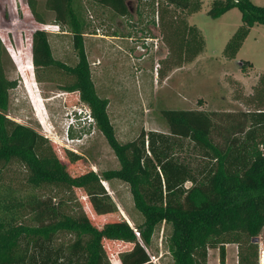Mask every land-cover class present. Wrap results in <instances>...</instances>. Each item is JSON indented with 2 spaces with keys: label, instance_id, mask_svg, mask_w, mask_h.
I'll return each instance as SVG.
<instances>
[{
  "label": "trees",
  "instance_id": "trees-1",
  "mask_svg": "<svg viewBox=\"0 0 264 264\" xmlns=\"http://www.w3.org/2000/svg\"><path fill=\"white\" fill-rule=\"evenodd\" d=\"M82 1L44 0L38 6L36 0H25L39 24L31 33V63H25L32 67L37 82L41 80L40 69L69 78L58 82L57 88L78 93L83 104H67L89 109L92 122L88 127L102 133L119 165L100 173L88 170L68 175L62 149L55 147L57 156L41 133L7 116L9 90L16 87L18 79L6 75L11 59L0 38V163L5 167L16 158L28 170L19 186L5 179L0 168V264H153L148 248L161 224L166 229L165 248L172 264H205L207 249L214 247L219 249V264H224V243L252 241L264 227V110L235 114L164 108L160 115L166 132L140 129L132 139L120 141L108 115V99L98 93L91 74ZM85 1L118 15L128 13L129 0ZM164 1L180 9H187L192 2ZM40 6L66 28L75 63L53 57ZM233 7L240 11L242 24L224 49L228 58L234 57L250 26L264 25V5L251 0H212L207 14L217 17ZM243 64V70L252 66L248 61ZM214 116L228 123L218 124ZM69 136L72 138L71 131ZM189 146L199 159L189 161L181 155ZM67 157L71 163L81 158L70 151ZM113 179L129 187L139 215L129 213L133 226L120 219L106 221L98 228L84 211L66 212L65 198L53 201L52 196L38 193L45 185L68 190L78 186L97 214H107L117 208L102 180L110 183ZM60 231L72 234V239L55 244ZM103 239L132 245L111 263ZM108 246L113 250V243L108 242ZM252 246L250 243L240 255L239 264H253Z\"/></svg>",
  "mask_w": 264,
  "mask_h": 264
},
{
  "label": "rangeland",
  "instance_id": "rangeland-1",
  "mask_svg": "<svg viewBox=\"0 0 264 264\" xmlns=\"http://www.w3.org/2000/svg\"><path fill=\"white\" fill-rule=\"evenodd\" d=\"M36 1L39 6L44 0ZM251 1L264 5V0ZM82 2L86 22L84 42L91 74L98 93L108 99V115L120 141L132 139L140 129L166 132L160 115V109L164 108L235 114L264 110V25L249 27L234 57L228 58L224 53L229 39L242 24L236 7L210 17L207 10L212 0H192L187 9L164 0H129L128 13L118 15L95 3ZM40 10L47 22V38L54 54L66 63H75L66 28L53 20L51 12L41 6ZM38 25L25 0H0V38L11 59L6 75L18 79L16 87L9 90L7 116L41 133L57 156L56 148L62 149L65 159L61 160L68 175L117 168V158L102 133L94 126L87 127L77 112L71 113L72 108L80 106H69L67 101L83 104L78 93L57 88L58 82L69 78L51 69H40L41 80L37 82L32 67L25 63L27 60L31 63V33ZM52 34L61 37L53 38ZM243 61L252 66L241 69ZM214 117L218 124L228 123ZM68 151L81 158L71 163ZM181 155L189 161L199 159L190 146ZM0 168L5 179L15 185L24 184L28 170L18 159L13 158L5 167L0 163ZM102 185L116 205L115 212L97 214L83 188L78 186L68 190L45 185L38 193L52 196L53 201L60 196L65 198L66 212L82 210L98 228L106 221L120 219L133 226L129 213L137 218L139 215L134 211L128 185L117 179L110 183L102 180ZM257 237V241L224 243V264H239L240 255L250 243L254 244L253 254L255 251L252 262L259 264L264 227ZM71 239L72 234L60 231L54 243H68ZM166 239V229L161 224L148 248L153 264H172L165 248ZM108 242L113 243V250ZM102 245L111 262L132 244L103 239ZM205 264H219L217 247L207 249Z\"/></svg>",
  "mask_w": 264,
  "mask_h": 264
},
{
  "label": "bare ground",
  "instance_id": "bare-ground-1",
  "mask_svg": "<svg viewBox=\"0 0 264 264\" xmlns=\"http://www.w3.org/2000/svg\"><path fill=\"white\" fill-rule=\"evenodd\" d=\"M73 107L77 106V105H71ZM80 107H76V108H72V112L71 113H76L79 115L78 117L79 118H83L84 122L86 123H90L91 122V117L89 116L90 113H89V109L85 106H82V105H78Z\"/></svg>",
  "mask_w": 264,
  "mask_h": 264
},
{
  "label": "built area",
  "instance_id": "built-area-1",
  "mask_svg": "<svg viewBox=\"0 0 264 264\" xmlns=\"http://www.w3.org/2000/svg\"><path fill=\"white\" fill-rule=\"evenodd\" d=\"M45 28H47L45 26ZM47 30V29H46ZM90 113V111H89ZM91 117V115H89ZM92 121V118H91ZM261 148H264V145H261ZM258 262L259 264H264V248L260 247L259 251H258Z\"/></svg>",
  "mask_w": 264,
  "mask_h": 264
},
{
  "label": "crops",
  "instance_id": "crops-1",
  "mask_svg": "<svg viewBox=\"0 0 264 264\" xmlns=\"http://www.w3.org/2000/svg\"><path fill=\"white\" fill-rule=\"evenodd\" d=\"M53 36L57 37L58 39L61 37V36H58V35L52 34V37H53ZM53 38H54V37H53ZM49 45H50V49H51V53H52L53 57L56 58V59H59V60H63L62 57L57 56V55L54 54L51 44H49ZM88 126H89V125H87V127H88Z\"/></svg>",
  "mask_w": 264,
  "mask_h": 264
},
{
  "label": "water",
  "instance_id": "water-1",
  "mask_svg": "<svg viewBox=\"0 0 264 264\" xmlns=\"http://www.w3.org/2000/svg\"><path fill=\"white\" fill-rule=\"evenodd\" d=\"M253 239H254L255 241H257L258 237L256 236V237H254Z\"/></svg>",
  "mask_w": 264,
  "mask_h": 264
},
{
  "label": "clouds",
  "instance_id": "clouds-1",
  "mask_svg": "<svg viewBox=\"0 0 264 264\" xmlns=\"http://www.w3.org/2000/svg\"><path fill=\"white\" fill-rule=\"evenodd\" d=\"M92 122V121H91ZM91 122L90 123H87V125H90L91 124Z\"/></svg>",
  "mask_w": 264,
  "mask_h": 264
}]
</instances>
